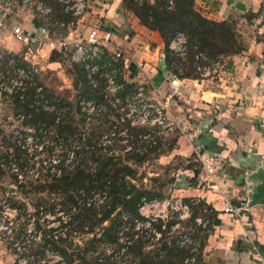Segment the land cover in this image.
<instances>
[{"label": "trees", "instance_id": "trees-1", "mask_svg": "<svg viewBox=\"0 0 264 264\" xmlns=\"http://www.w3.org/2000/svg\"><path fill=\"white\" fill-rule=\"evenodd\" d=\"M121 3L125 10L137 18L139 24L160 35L167 82L179 64L182 68L179 79L199 78L195 69L198 62L195 55L198 53L204 55V62L207 63L245 49V44L238 39L234 17L220 21L208 19L195 8L194 0H172L171 6H168L167 0H121ZM52 4L57 18H70L56 4ZM260 13H264V1L255 12L249 10L243 17L249 23ZM177 31L186 36L183 61H179L168 48L171 37ZM52 54V60H55L56 54L69 62L68 70L74 74L72 86L76 90L72 101L55 97L53 91L38 80L36 73L27 74L28 78L22 79L21 84L13 87L8 94L14 105V114L21 116L23 124L32 129L27 134L33 139L41 138L44 134L51 135L60 149L56 158H48L46 164H40V168H45L43 174H37L26 182L17 179L16 174L13 176L18 192L37 197L30 222L32 233L38 236L37 240L32 237L26 242L21 233H17L12 240H17L16 245L21 248L17 249L14 245L13 251H18V256L26 259L25 264H201L202 239L207 235L211 209L200 199L194 200L192 204L184 199L190 205L191 215L185 221L178 220L180 227L185 229L183 233L199 243L193 262H184V258L190 255L191 245L179 244L178 238L182 233H177L178 230L175 234L170 232L174 218L166 222L164 229L159 219L150 221L149 227L141 225L135 229V222L144 220L138 212V206L143 200L163 197L159 187L164 184L162 182L158 187L137 185L134 182L136 168L151 155L157 158L174 149L178 134L163 138L155 134L160 130L158 125H132L124 113L115 111L107 103L102 93L106 74H113L119 85L115 95L121 103L131 98L136 86L134 82H128L120 76L119 63L113 61L106 51L95 60L98 67L90 75L92 81L87 77L88 70L83 63L70 62L62 51L53 50ZM12 59L11 69L18 66L28 71L27 63L19 61L16 56ZM80 100L92 101L100 105V109L92 112L82 110ZM74 112L81 124L95 118L100 122L102 120L106 126H100L96 131L91 128L86 132L75 124ZM108 114L113 116V120L107 119ZM103 134L105 136L101 141ZM17 139L14 137L8 146L11 152L0 153V160L11 156L9 161L12 160L18 170L24 166L20 156L26 152V148ZM54 147L49 146L48 150ZM43 148H46L45 144ZM115 151L123 153V156L115 154ZM191 159L188 158V161ZM193 172L197 173L195 170ZM151 180L156 182L159 178L153 177ZM167 181L172 186L176 184L175 177ZM43 194L55 195L58 209L64 214V218L58 216L56 226L46 227L39 222L40 217H43L41 214L46 210L52 212L56 204L43 208ZM13 199H8L7 203L17 210V220L25 204ZM197 216L206 219L204 226L196 224L194 218ZM150 229L160 233L157 239H154ZM74 234L90 236L82 245H78L72 240ZM119 238L124 239L119 241ZM7 242L9 246L13 243ZM148 243L155 246L146 248ZM45 251L55 253L59 258L52 262L42 260Z\"/></svg>", "mask_w": 264, "mask_h": 264}, {"label": "crops", "instance_id": "crops-1", "mask_svg": "<svg viewBox=\"0 0 264 264\" xmlns=\"http://www.w3.org/2000/svg\"><path fill=\"white\" fill-rule=\"evenodd\" d=\"M45 1L53 9V0ZM263 1L194 0L195 8L208 19L234 17L245 29H255L244 50L220 57L216 75L179 79L177 96L169 107L173 119L186 131L179 136L177 152L193 158L192 145L198 143L203 152L216 154L221 161L211 180L203 179L200 166L190 163L175 176L172 186L183 201L192 204L200 199L211 209L207 235L202 239L201 264H264V203L251 201L258 184L252 177L264 172V13L249 23L243 17L249 10L255 12ZM87 15L92 17L90 24ZM12 20L32 30L38 25L29 10H17ZM84 25L114 30L113 42L123 50L129 38L135 39L140 43L136 55H126L134 56V62L148 61L151 76L164 75L160 35L139 24L121 0H88ZM4 36L1 43L6 48L5 39L14 40L8 32ZM155 90L158 93L159 89ZM224 197L234 206L244 203L238 218L222 211ZM203 221L205 225L206 219ZM247 226L252 241L242 237Z\"/></svg>", "mask_w": 264, "mask_h": 264}, {"label": "rangeland", "instance_id": "rangeland-1", "mask_svg": "<svg viewBox=\"0 0 264 264\" xmlns=\"http://www.w3.org/2000/svg\"><path fill=\"white\" fill-rule=\"evenodd\" d=\"M88 24L92 23V17L87 15ZM100 21V20H99ZM98 21V22H99ZM235 29L237 30V34L239 36V40L243 44H247L249 41L253 39V31L255 29L249 28L245 29L242 24L239 22L238 18L235 24ZM239 31V32H238ZM252 31V33H251ZM128 40V38H126ZM129 44L124 45L125 54H133L137 53L138 43L135 39L128 40ZM5 46L6 48L2 50V59H0V153L2 152H11V148L9 144L13 142L14 136H18V140L21 142L25 140L26 144V152L21 153V159L23 163V167L21 169H16L15 163H13L11 156L7 155V159L0 160V264H25L26 259L24 257H19L18 251H13V247L21 248L17 244V240L13 241L12 238L16 236L17 233H21L20 235L23 237V240L26 242L29 241L32 237L37 240L38 236L31 231V222L32 215H30L34 211V203L37 201V197L35 195H22L20 192L17 191L14 177L15 173L21 174V178H17L22 182L29 181L34 179L37 174H43L45 168H40V164H46L48 158H56L55 156L59 154L60 149L59 145L55 144L54 140L52 139L51 135L44 134L41 138H36L30 140V135H27L28 132H32V129L28 128L27 125H24L20 116H16L14 114V105L12 103L11 97L8 96L7 90L10 89V84L13 80H15V74L12 72L11 65L5 62V58H16L19 61H22L27 64H34V67L37 69V78L38 80L47 88L53 91L55 97L64 98L65 100L72 101L75 97L76 90L72 86V78L74 74H72L68 70L69 62L67 59L62 60L56 54H54L55 60L51 59L53 55V50L47 51L46 49L43 51H37L34 45L28 46V48L19 42H14L12 40L5 39ZM129 46V47H128ZM123 50V49H122ZM57 52V51H56ZM106 52L111 56L113 61L119 63L118 72L120 76L128 81L135 83V91L131 98H127L130 100L126 104H123L125 109H134L131 112H127V115L133 122H138L140 120V111L149 108L151 110L155 106L163 107V113L166 118L171 117L169 107L172 102V99L177 96V93L173 97H169L167 95L168 90L170 88L169 82H167V77L164 75L161 78L153 77L149 73V67L147 66L148 61L142 59L140 62H134V56L129 55L130 60H124L123 58H115L113 56V49L108 47ZM13 55V56H12ZM69 54L65 53L63 56L65 58H69ZM62 57V58H64ZM220 60V57L217 59ZM207 62V63H211ZM112 77L113 74H109ZM170 79V78H169ZM155 87L158 88L155 90ZM4 90H3V89ZM139 88V89H138ZM122 105V104H120ZM75 124L77 127H80L84 130L89 131L91 128L96 131L99 130V127H104L106 124L101 120L90 118L85 120L84 124L80 123L78 119V115L74 112L73 114ZM103 119V118H102ZM108 120H113V116L108 114ZM164 121V122H165ZM145 126V125H144ZM147 126H152L147 124ZM16 131L15 133H12ZM155 134L162 135L163 138H170L175 134H178V139L176 141V147L171 151L164 152L160 154L157 158H153L152 155L143 161V164L136 168V179L134 182L137 185L142 186H151L154 185L158 187L159 184L162 182L164 183L161 187H159L163 193V197L160 200H172L175 198H181L177 195V192L172 189V185L168 183V179L175 177L177 174L181 173L182 169L190 163L194 165V159L192 158L190 161H186V159L190 158V155H182L177 152L179 149V136L180 132L178 129H173L170 131L165 130L163 127L160 128L158 133ZM12 135V136H11ZM105 134L102 135L101 141H103V137ZM107 142V141H104ZM182 142V141H181ZM46 145V148H43V145ZM49 146H55L50 151L48 150ZM35 148V150H34ZM115 154L123 153L115 151ZM194 157V155H193ZM197 166V165H196ZM196 170V169H195ZM158 177L159 181L152 182L151 178ZM44 195V201L41 205L43 208L44 206L47 208L50 204L56 203L54 210L52 212L46 210L41 215L39 222L44 224L46 227L48 226H56L58 223V216L60 218H64V214L59 211L57 197L55 195ZM14 198L13 200H21L25 204V208L23 211L20 210L19 218L16 220L15 211H11L13 209L8 203L7 200ZM182 199V198H181ZM48 202V203H47ZM168 209V207H166ZM163 205L161 203L154 204L150 207L143 208V212L145 214H160L162 213ZM42 211V210H41ZM17 212V210H16ZM40 215V212H39ZM200 217V216H197ZM29 219L28 220H26ZM184 219L183 221H185ZM195 221V220H194ZM197 224V223H196ZM204 225L203 224L201 226ZM179 232L183 233L185 229L179 226L177 229ZM59 231V230H58ZM97 232V229H95ZM176 233V234H177ZM175 234V231H174ZM18 235V234H17ZM90 235H73V242L78 245H82L83 241L86 240ZM32 238V239H33ZM7 241H12V245L9 246ZM24 241V242H25ZM155 244L148 243L146 248H152ZM42 260H47L52 262L58 259L57 254L51 252H44L42 256ZM120 264V263H115Z\"/></svg>", "mask_w": 264, "mask_h": 264}, {"label": "built area", "instance_id": "built-area-1", "mask_svg": "<svg viewBox=\"0 0 264 264\" xmlns=\"http://www.w3.org/2000/svg\"><path fill=\"white\" fill-rule=\"evenodd\" d=\"M53 2L58 5L62 13L69 15L70 18L68 20L57 18L53 13L51 5L45 0H0V59H2L1 49H3V44L1 42L5 38L4 33L8 32V36H10L14 41L22 43L25 46L34 45L37 51L41 52L45 49L48 52L51 50H58L69 54L68 60L70 62L83 63L84 68L88 70V78H90V75L97 70L98 66L95 60L103 52H105L108 47L113 49L112 54L115 58L130 60L124 50L121 49L120 44L113 42V38L116 35L114 30L110 28H101L96 25H84V14L87 9L88 0H53ZM167 4L168 6H171L172 0H167ZM17 10H29V12H31L38 21L37 27L33 30L27 29L18 21L12 20V16ZM81 31L83 33H81ZM185 44L186 36L181 31L175 32L169 41L168 48L178 57L179 61H183L184 59ZM160 55L163 57V52ZM195 59L198 61L195 69L198 72L199 78L210 77L219 72V60L212 61L210 64L205 63V57L201 53L196 54ZM5 62L10 64L12 67V58H5ZM28 65V71L18 66L12 68V71L15 74V80L11 82L10 89L7 90L8 94L11 92L13 87H17L21 84L22 79L28 78L27 74L37 73V69L34 67V64ZM181 71L182 68L179 64L176 66L175 73L170 74V88L167 93L169 97H173L177 93L176 90L179 84L178 75L181 74ZM118 87L119 85L115 82L114 78L111 75L106 74L105 85L102 90L103 98L115 111L124 113L130 124L158 125L160 128L163 127L167 131L178 129L182 135H186V131L181 129L178 122L174 120L172 116L170 117L169 115V118H166L165 121L163 113V107H165V105L163 107L155 106L151 110H149V108H145L140 111V120L138 122L131 121L127 112H131L134 109H125L123 107V104H126L130 100L126 98L123 103L119 101L115 95ZM38 89L39 88H37V90ZM79 104L81 109L87 112L100 109V105L92 101L80 100ZM20 118L22 117L20 116ZM15 132L16 131L12 133ZM14 137L17 138L18 136ZM30 140H32V138ZM26 144L25 140L21 141V146L25 147ZM192 152L194 154V161H196L200 166L203 179L211 180L215 172L220 167V158L216 154L203 152V147L198 143L192 145ZM15 174L17 178H21V174L17 172ZM160 199L161 198H154L148 201L143 200L141 202L138 206V212L141 216H143L144 220L142 222H135V229H138L141 225L149 227V222L156 219L161 221V228L164 229L166 222L169 219L174 218L175 222L170 225V232H174L180 226L178 220H184L190 217V205L184 202L181 198H175L170 201ZM197 200L198 199H196V201ZM159 203H161V206L163 205V209L161 210L162 213L160 214L147 215L142 211L145 207H150ZM166 207H168V209ZM1 208L2 206H0V209ZM12 208L13 209L10 210L13 212L15 211L16 214V209L14 207ZM242 209H244L243 202L234 206L227 197L223 198V212L238 218ZM203 211H209V209H203ZM194 220L199 225L203 224V219L201 217H195ZM150 232H153L154 239H157L160 235L158 231H154L153 229H150ZM242 237L247 238L249 241L253 240L249 226L244 229ZM122 239L124 238H119V241ZM178 242L179 244L191 245L190 255L184 258V262H193L199 245L197 240L192 239L187 233H182L179 235Z\"/></svg>", "mask_w": 264, "mask_h": 264}, {"label": "water", "instance_id": "water-1", "mask_svg": "<svg viewBox=\"0 0 264 264\" xmlns=\"http://www.w3.org/2000/svg\"><path fill=\"white\" fill-rule=\"evenodd\" d=\"M252 180L258 181V184L253 188L251 201L264 203V172L255 173Z\"/></svg>", "mask_w": 264, "mask_h": 264}]
</instances>
